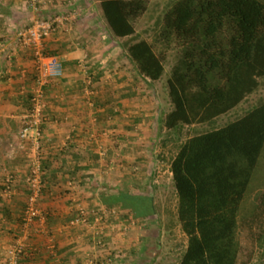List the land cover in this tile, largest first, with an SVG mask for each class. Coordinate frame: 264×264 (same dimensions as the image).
Returning a JSON list of instances; mask_svg holds the SVG:
<instances>
[{"label":"crops","instance_id":"crops-1","mask_svg":"<svg viewBox=\"0 0 264 264\" xmlns=\"http://www.w3.org/2000/svg\"><path fill=\"white\" fill-rule=\"evenodd\" d=\"M78 1L70 4L67 11L75 8ZM23 2L0 0V264H8L7 251L14 243H20L25 250L18 264H103L111 256L119 258L123 251L133 246L140 248L133 247L124 254H134L137 250L142 256L150 247V243L144 241L148 238V230L138 226L130 229V234H121L116 227H108V222L104 221L111 206L100 201L105 190L100 183L115 182V177L123 174L127 177L126 173L133 168L137 172L132 176L138 181L145 178L151 181V171L158 173L163 167L153 154L162 149L153 142L154 134L151 129L147 131L143 120L151 124L155 116L152 114L153 104L149 103L145 91L131 80L132 76L123 70L111 80V91L99 98V27L88 4L81 10L82 17L74 13L67 31H56L45 44L63 64L62 77L50 79L51 82L44 86L47 89V108L43 116L40 155L42 180L44 177L48 182L45 192L53 199L41 208L44 219L39 224L34 223L28 228L20 222L25 204L27 161L18 144L15 148L11 143L18 141L19 121L29 108V92L36 76L32 53L15 43L16 31L32 18V11L26 9ZM45 2L48 8L55 7V0ZM63 7L66 9L67 6ZM63 11L58 8V13ZM52 12L51 9L46 13ZM10 53L13 54L11 58ZM86 56L90 57L93 66L84 67L82 61ZM87 74L93 76L97 88L92 91L93 96L87 95ZM138 76L142 80V76ZM134 93L138 94L136 101ZM99 99L115 104L114 107L112 105L113 111L106 110L110 108L104 106L100 110ZM142 103L148 117L138 114L144 122L140 119L131 121L136 119L135 113L125 111L133 106L136 108L137 104L143 107ZM119 111L124 113L118 115ZM99 168H103L101 174ZM5 171L11 172L15 178L10 192H6L4 187ZM71 178L79 186L65 185ZM76 196L94 201L99 211L101 232L107 230L110 233L106 246L105 242L99 245L97 225H70ZM110 219L115 221L119 217L111 215ZM116 231L119 233L114 235ZM120 258L118 262L123 261Z\"/></svg>","mask_w":264,"mask_h":264},{"label":"trees","instance_id":"trees-1","mask_svg":"<svg viewBox=\"0 0 264 264\" xmlns=\"http://www.w3.org/2000/svg\"><path fill=\"white\" fill-rule=\"evenodd\" d=\"M148 2L99 0L106 32L113 39L133 35L134 20L147 11ZM160 23L155 43L161 50L144 39L123 49L143 78L157 80L171 43L180 48L168 79L172 110L166 129L209 121L257 90L264 77V1L176 0ZM45 53L54 55L47 47ZM106 103L112 108L110 100ZM263 148L264 103L182 143L170 162L177 217L187 239L178 264L253 261L257 244H264V189L249 215L238 219V211ZM46 185L43 177V190Z\"/></svg>","mask_w":264,"mask_h":264},{"label":"rangeland","instance_id":"rangeland-1","mask_svg":"<svg viewBox=\"0 0 264 264\" xmlns=\"http://www.w3.org/2000/svg\"><path fill=\"white\" fill-rule=\"evenodd\" d=\"M74 1L76 0H66V2L64 3L62 2V0H55V7L52 8H48L44 4L43 7L45 9H42L41 7L40 10H43L45 13L43 14L40 10L35 12V14L34 12H32V17H47L53 15L54 13H58V8H61V10H64L63 12L67 14L70 13L73 15L75 13V15L77 16V14L79 13V17H82L81 10L84 8V5L88 4L89 6H91L93 15L96 16L95 20L97 21L99 27V98L102 97L105 92L109 93V91H111V80H113L118 71L123 70V72H128L132 77H134V79L131 77V80L135 82V85H138L141 88V91H145L149 103L153 104L152 114L153 116H155L153 117L154 119L152 118V120L150 121L151 124L148 125V120H143L146 123L147 131L151 129L150 131L152 132V135L154 134L153 142L157 143V145L160 147L159 149H162V151L153 153L156 158L161 161L163 167L161 166L158 173L155 170L151 171V181H149V178H145L146 180L144 181H138L135 176H132V174H135V172H137V169L133 168L130 173H126L128 174L127 177L123 174L121 176H116L114 179L115 182L100 183V186L102 188H105L100 199L101 203L107 206H109L108 204H112L110 212L105 214L106 218L104 217V223L107 224L108 222V227H116L117 231H119L121 234H130V229H136L138 228V226H141L143 229H146L149 232L148 238H145L144 241L150 243V247L147 248L142 256L137 250L134 254H124V252L127 253L130 250H133L131 249L134 247L133 246L129 247L130 249L127 248L125 251H123L122 255L119 253L121 255L120 257H122H119L121 260H123L122 262L117 261V259H119L118 257L116 258V256H111L107 261H103V264H178L186 249L187 239L185 234L181 230L180 223L177 217V196L175 193V187L173 185L172 178L169 173L168 163L169 161H171L170 159L174 157L182 143H184V141L188 137H192L194 135L223 127L226 124L242 117L248 111L257 107L261 103H264V77H261L259 79L260 85L257 90L248 95L243 101H241V103H239L236 107L229 110L228 112L203 123L191 125L180 124L173 129H166L164 126L165 117L167 113L172 110V103L170 101L168 93V79L170 77L171 68L178 57V51H180V48H177L174 43H171L172 46L167 49L166 59L163 62L164 70L159 79L151 80L142 77V80H140V77L138 76L139 73L136 71L134 65L129 61L123 49V45L126 43L129 44L134 41L144 39L152 42L155 46L156 51L161 50L162 44L159 42L155 43V38L161 28L160 22L163 13L169 7H171L176 0H149L147 11L141 17L134 20L135 33L131 36L118 39H113L106 32L105 25L101 18V7L99 0H79L75 8L67 11V8H70L69 5H72ZM23 3L25 4L26 9L31 10L27 7V0H24ZM63 6H67L66 9ZM51 9L54 11V13H46L51 12ZM30 20H28V22L24 24L23 27L28 25L30 23ZM46 41L47 39L45 40V44ZM112 48L117 49L115 50ZM12 55L13 54L11 53L9 54L10 58ZM32 57L34 60V71H36V76L33 82L34 85L30 89L29 93L35 95V92H37V90H39L40 88L42 89L43 101L45 103L40 117L39 125V129L40 131H42L43 116L47 108V89L45 90L44 86L48 85L49 82H51L50 79L52 78L39 76L40 74L36 69L34 56L32 55ZM91 62L92 60L90 59V57L86 56L85 58H83L82 64L85 65L84 67H90L93 66V64H90ZM136 72L138 74H135ZM87 76L85 79L87 81V95L93 96L94 93H92V91H96L97 88L94 86L93 76L91 74H87ZM38 77L42 78L37 83L36 80ZM129 96L132 95L129 94ZM133 96L135 97L134 101H136L138 94L134 93ZM105 102L106 100L102 101L101 99H99L100 110H102L104 107H108ZM112 105L114 107L115 104ZM139 105L141 104H137L136 108H134L133 106L131 110L125 111L135 113L136 119H132L131 121L138 122L140 119V117H138V114L139 116L142 115L144 118L148 117L145 114L146 111L144 108V103H142L143 107ZM119 106L122 107V105ZM113 107L110 109H105L111 111ZM28 112L29 110H27L20 118L19 132L22 127V117L25 116V114H27ZM122 113H124V111H119L117 114L120 115ZM143 120L140 119L141 122ZM19 132L18 141L15 144L11 143V145L12 147L15 146L16 148L18 144V148L20 149L21 154L24 156V158H26L27 161L24 183V186L26 187L24 194V203L26 204L27 197L29 195V184L27 182V178L30 175V171L36 168L37 165H39L41 172V169L43 167L40 155L41 139L43 138V136L41 132L39 140L40 146L39 148H37L34 144L35 139L34 134H31L32 132L29 134V137L26 140H22L20 138ZM147 145L150 146V144ZM101 169L99 168V174H101ZM121 170L123 172H127L123 169ZM5 172L6 181V176L8 174L12 175V173L8 171ZM156 175H159L160 177L158 178L156 177ZM135 179L138 182H136ZM14 180L15 178L12 175V182L10 183L9 189H5L6 192H10V190L12 189ZM74 180V178H71L70 182L65 183V185H67L68 187L79 186L78 183L75 182L76 180ZM262 189H264V148L260 155L258 164L253 171L251 182L245 193V197L241 202L238 211V219L243 216H247L252 212L255 206V198ZM42 192L36 200V208L38 210V215L34 222L36 224H39V222L44 219V214L41 210L44 203L46 204L50 201V199H53L49 198L50 196L48 197L46 195L45 189H42ZM73 201L74 203L72 204V210H74V216L72 217V219L79 213L80 210L84 211L87 214L88 218L86 220V223H79L73 226L91 224L92 227H94L95 225H97V231L99 232V241H101L99 245H102V243L105 242L104 244L106 246L107 242H109L108 239L110 233L107 232V230L101 232V227H99V211L96 209L94 201L87 197L78 198L77 196ZM111 215L114 217H119V220H111ZM96 218L98 219L96 220ZM131 221H134V224H131ZM33 224L30 226H33ZM70 225L72 224L70 223ZM30 226L25 227L29 228ZM123 226L127 227L128 229H123ZM117 231L114 233V235L119 233ZM104 248L107 249V247ZM134 248L136 249L140 247ZM124 259H128L127 263L124 262ZM250 264H264V244H257L253 261Z\"/></svg>","mask_w":264,"mask_h":264},{"label":"built area","instance_id":"built-area-1","mask_svg":"<svg viewBox=\"0 0 264 264\" xmlns=\"http://www.w3.org/2000/svg\"><path fill=\"white\" fill-rule=\"evenodd\" d=\"M45 0H27V7L32 12H37L45 4ZM74 14L67 13H54L47 17L33 16L30 23L23 28H20L15 34L16 43L22 48L29 49L34 56L36 69L39 72V76L46 78H60L63 75V64L55 55H46L45 40L58 30L67 31L71 19ZM42 77L37 78V83ZM43 92L40 88L33 94L32 107L25 116L22 117V127L19 132V136L22 140H26L29 134H34V144L39 148V140L41 131L39 129L40 117L42 110L44 109ZM12 182V175L6 176V188L9 189ZM29 186V195L27 197L26 207L23 211V224L30 226L35 222L38 215L36 208V200L42 192V169L40 172L39 165L30 171V175L27 178ZM88 218L87 214L80 210L77 215L71 220V224L86 223ZM98 218H96L97 220ZM123 229H128L123 226ZM23 253V245L20 243L12 244L7 251L8 264H18L20 257Z\"/></svg>","mask_w":264,"mask_h":264},{"label":"bare ground","instance_id":"bare-ground-1","mask_svg":"<svg viewBox=\"0 0 264 264\" xmlns=\"http://www.w3.org/2000/svg\"><path fill=\"white\" fill-rule=\"evenodd\" d=\"M29 8V7H28ZM41 11V10H40ZM34 14H35V12H34ZM39 14V13H38Z\"/></svg>","mask_w":264,"mask_h":264}]
</instances>
